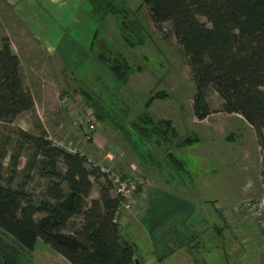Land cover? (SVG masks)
<instances>
[{
    "label": "rangeland",
    "instance_id": "rangeland-1",
    "mask_svg": "<svg viewBox=\"0 0 264 264\" xmlns=\"http://www.w3.org/2000/svg\"><path fill=\"white\" fill-rule=\"evenodd\" d=\"M3 41L20 60L35 107L0 123V183L25 190L35 203L45 199L50 178L42 174V157L18 138L19 129L76 143L91 159L89 167L112 155L116 170L137 174L141 183L154 173L209 209L264 180V151L253 128L241 116L224 113L211 87L207 102L213 112L201 121L194 117L195 86L182 47L169 22H153L146 0H0V46ZM114 58L128 65L123 80L111 70ZM159 119L170 120L168 134ZM142 127L152 133L149 138ZM188 137L197 141L176 147ZM98 194L94 183L87 201ZM80 224L74 216L64 232ZM42 243L32 256L23 250L19 264H62Z\"/></svg>",
    "mask_w": 264,
    "mask_h": 264
},
{
    "label": "trees",
    "instance_id": "trees-1",
    "mask_svg": "<svg viewBox=\"0 0 264 264\" xmlns=\"http://www.w3.org/2000/svg\"><path fill=\"white\" fill-rule=\"evenodd\" d=\"M146 1L153 22L157 25L169 22L182 47L195 86L194 117L201 121L213 112L207 102L211 87L222 99L224 113L241 116L253 128L263 151L264 0ZM112 60L111 70L116 78L125 79L128 65L118 58ZM34 107L33 96L24 84L20 60L10 44L3 41L0 123L12 122ZM157 122L168 126L163 129L168 134L170 120ZM141 134L147 138L152 135L146 127L141 128ZM17 136L30 145L34 156L42 157V174L50 181L45 199L39 203L25 190L0 183V264H19L22 251H32L38 239L71 264H135L133 245L121 239L120 225L115 222L118 199L112 194L108 177L96 167H89L85 154L71 153L52 144L44 131L32 134L19 129ZM193 141L197 139L188 137L175 145L181 147ZM171 157L183 167L180 160L172 154ZM58 165L63 166L62 172ZM94 183L98 184L99 195L87 201ZM38 213L44 216L37 219ZM74 216L81 217L80 226L72 233L64 232Z\"/></svg>",
    "mask_w": 264,
    "mask_h": 264
},
{
    "label": "crops",
    "instance_id": "crops-1",
    "mask_svg": "<svg viewBox=\"0 0 264 264\" xmlns=\"http://www.w3.org/2000/svg\"><path fill=\"white\" fill-rule=\"evenodd\" d=\"M263 194L264 180L257 188L245 185L242 192L231 194V202L217 200L209 209L185 191L158 181L153 173L142 182L131 209L122 211L120 237L133 245L140 264H264L255 222L232 211L240 201ZM38 242L43 241H36L30 256ZM42 244L45 251L57 255L58 262L71 264Z\"/></svg>",
    "mask_w": 264,
    "mask_h": 264
},
{
    "label": "built area",
    "instance_id": "built-area-1",
    "mask_svg": "<svg viewBox=\"0 0 264 264\" xmlns=\"http://www.w3.org/2000/svg\"><path fill=\"white\" fill-rule=\"evenodd\" d=\"M61 102H66V97H63ZM87 129L89 132L92 131L94 129V123H90ZM85 138L88 139L89 136H86ZM51 141L52 144L59 146L68 152L85 154L81 152L77 144L72 143V141H68L67 143ZM87 158L90 164L91 159H89V157ZM96 168L108 177L112 185V194L118 199V205L115 211V222L119 224L122 211L130 210L134 203L135 195L142 184L141 178L137 174L128 172L122 173L116 170L112 155L107 156V162L96 163ZM232 211L234 214H244L255 221L256 227L262 237L261 249L264 251V196L256 199H244L234 205Z\"/></svg>",
    "mask_w": 264,
    "mask_h": 264
},
{
    "label": "water",
    "instance_id": "water-1",
    "mask_svg": "<svg viewBox=\"0 0 264 264\" xmlns=\"http://www.w3.org/2000/svg\"><path fill=\"white\" fill-rule=\"evenodd\" d=\"M134 263L135 264H140L137 258L134 259Z\"/></svg>",
    "mask_w": 264,
    "mask_h": 264
}]
</instances>
